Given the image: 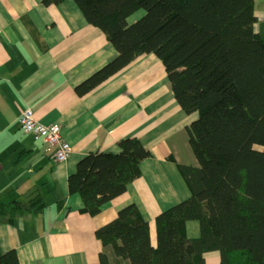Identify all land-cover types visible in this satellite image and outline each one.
Here are the masks:
<instances>
[{
    "label": "trees",
    "instance_id": "1",
    "mask_svg": "<svg viewBox=\"0 0 264 264\" xmlns=\"http://www.w3.org/2000/svg\"><path fill=\"white\" fill-rule=\"evenodd\" d=\"M72 1L116 50L75 86L77 95L152 53L180 109L195 115L184 130L196 165L176 163L189 196L155 216V245L137 206L119 208L95 230L99 264H204L211 254L219 264H264V37L254 30V0ZM18 126L39 138L51 156L42 136ZM117 145V152L82 156L69 174L68 192L80 196L81 212L95 216L102 204L123 194L151 155L135 136ZM43 207L38 193L26 203L0 200V221L38 214ZM188 221L198 222V237L186 236ZM0 264H19L16 251L0 253Z\"/></svg>",
    "mask_w": 264,
    "mask_h": 264
},
{
    "label": "crops",
    "instance_id": "2",
    "mask_svg": "<svg viewBox=\"0 0 264 264\" xmlns=\"http://www.w3.org/2000/svg\"><path fill=\"white\" fill-rule=\"evenodd\" d=\"M254 14L261 36L264 0H254ZM115 55L72 0L51 6L0 0V200L26 203L38 193L44 204L38 214L0 221V253L14 249L19 264H99L95 230L129 203L148 222L155 245V216L190 194L176 163L196 165L184 130L195 115L180 109L154 54L138 57L89 93L76 94L75 86ZM24 106L32 107L38 122L59 124L72 149L66 162H55L39 138L20 130ZM126 136L137 137L151 154L140 163V175L97 215L81 212L80 196L68 192L69 174L88 153L117 152ZM185 229L188 238L198 237L197 221L186 222ZM204 264L219 259L211 254Z\"/></svg>",
    "mask_w": 264,
    "mask_h": 264
},
{
    "label": "built area",
    "instance_id": "3",
    "mask_svg": "<svg viewBox=\"0 0 264 264\" xmlns=\"http://www.w3.org/2000/svg\"><path fill=\"white\" fill-rule=\"evenodd\" d=\"M18 122L23 131H33L43 137L47 150L51 152V157L55 162L62 163L70 157L71 146L61 137L58 125L45 126L37 123L32 117V110L29 106L23 107Z\"/></svg>",
    "mask_w": 264,
    "mask_h": 264
},
{
    "label": "rangeland",
    "instance_id": "4",
    "mask_svg": "<svg viewBox=\"0 0 264 264\" xmlns=\"http://www.w3.org/2000/svg\"><path fill=\"white\" fill-rule=\"evenodd\" d=\"M141 13H142L141 10L138 11V12H136V13H134V15H131V16L129 17V18H130L129 20H132V19H134V18L139 17ZM262 31H264V29H263ZM261 37H264V33H263V32H261Z\"/></svg>",
    "mask_w": 264,
    "mask_h": 264
},
{
    "label": "bare ground",
    "instance_id": "5",
    "mask_svg": "<svg viewBox=\"0 0 264 264\" xmlns=\"http://www.w3.org/2000/svg\"><path fill=\"white\" fill-rule=\"evenodd\" d=\"M70 155H71V154H70ZM67 160H68V159H67ZM67 160H66V161H67ZM66 161H65V162H66ZM62 163H64V162H62Z\"/></svg>",
    "mask_w": 264,
    "mask_h": 264
}]
</instances>
